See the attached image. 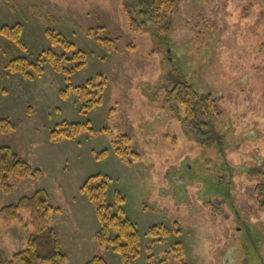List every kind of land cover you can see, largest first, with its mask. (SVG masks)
<instances>
[{
    "label": "rangeland",
    "instance_id": "1",
    "mask_svg": "<svg viewBox=\"0 0 264 264\" xmlns=\"http://www.w3.org/2000/svg\"><path fill=\"white\" fill-rule=\"evenodd\" d=\"M122 6V0H0V27L22 24L21 53L28 59L47 48L60 52L47 43V25L88 54L69 77L45 63L32 82L8 73L0 55V119L14 126L0 134V146L42 173L11 180L12 191L0 192V208L43 190L61 209L48 222L65 254L61 264L93 256L122 264L110 246L97 243V203L80 193L89 176L101 174L110 178L105 202L119 191L140 235L132 264H159L177 243L184 264H264V206L254 195L264 174L251 178L264 171V0H176L164 22L140 25L136 18V27ZM98 25L117 39L109 54L87 36ZM13 47L0 37V50ZM179 77L198 95L218 99L216 139L189 133L183 108L167 102ZM101 79V103L81 114L76 86ZM66 87L69 96L62 98ZM62 121L89 123L91 131L50 142L49 132ZM120 135L139 155L131 167L113 152ZM175 223L179 235L158 241L148 233L152 226L171 231ZM31 233L27 214L22 223H0V261L26 248ZM173 256L169 263L178 264Z\"/></svg>",
    "mask_w": 264,
    "mask_h": 264
},
{
    "label": "trees",
    "instance_id": "2",
    "mask_svg": "<svg viewBox=\"0 0 264 264\" xmlns=\"http://www.w3.org/2000/svg\"><path fill=\"white\" fill-rule=\"evenodd\" d=\"M176 0H122V10L129 19V26L136 27L139 23L136 18L141 19L140 25L147 22L160 24L167 16L174 11ZM136 14V15H135ZM54 21V20H52ZM44 36L49 46L53 48L42 50L35 59H28L21 51H25V44L22 42V24L17 22L11 26L0 27V37L5 38L14 45L12 53L5 48L0 50V55L5 59L2 67L8 73H16L28 82L40 79L44 73V65L48 63L56 73L66 77L75 70L85 66L87 52L69 41L62 33L56 32L47 25L44 29ZM87 36L95 40L103 48L105 54L112 52V46L117 41L110 37L103 26L89 27ZM129 47L133 48L131 44ZM93 54V53H91ZM105 59L104 57L101 58ZM68 65V66H67ZM70 66V67H69ZM105 81L101 79L96 85L87 81L82 86H76L75 90L80 101L79 112L83 115L101 103V94ZM5 91V89H1ZM62 98L69 96V87L60 92ZM166 100L174 101L176 105L183 108L184 126L186 130L196 137L213 136L216 139L215 122L222 117V111L218 105V99L212 98L210 94L198 95L191 83L179 77L176 79L173 88L166 92ZM14 126L6 119H0V134L12 131ZM91 131L89 123L62 121L57 124L48 134L50 142H56L60 137L75 139L82 130ZM129 138L126 135L118 136L112 143L113 152L120 162L126 167H131L139 160V155L130 151L127 147ZM107 154L102 151L97 154L100 158ZM264 171H258L251 175V178L263 175ZM42 173L40 169L31 167L29 163L19 158L8 146H0V192L7 195L12 189L11 180H23L25 178H38ZM110 178L101 174L89 176L81 185L80 193L88 200L96 202V217L99 229L95 232V238L100 246H110L117 254L122 264H132L139 256L140 235L133 223L125 216L123 205L124 197L117 190L114 191L113 202H105V192ZM254 195L260 207L264 206V183H259L254 188ZM61 209L50 204L48 195L39 190L35 193L23 196L15 203L0 208V223H22L23 214H27L32 233L26 241V248L13 253L8 259L0 261V264H61L65 261V254L62 252L59 240L54 230L49 226L51 212H60ZM181 226L177 223L170 231L162 226L149 228V235L153 240L165 238L170 234L179 235ZM177 247V248H175ZM171 250H167L165 257L159 264H170L169 254H174L178 264H184L182 260V248L176 244ZM46 253H40L39 249ZM84 264H107L99 256H93ZM149 264V263H148ZM158 264V263H157Z\"/></svg>",
    "mask_w": 264,
    "mask_h": 264
},
{
    "label": "flooded vegetation",
    "instance_id": "3",
    "mask_svg": "<svg viewBox=\"0 0 264 264\" xmlns=\"http://www.w3.org/2000/svg\"><path fill=\"white\" fill-rule=\"evenodd\" d=\"M190 171H191V168L188 169V172H190ZM177 179L180 180V181H183L184 177H178Z\"/></svg>",
    "mask_w": 264,
    "mask_h": 264
}]
</instances>
